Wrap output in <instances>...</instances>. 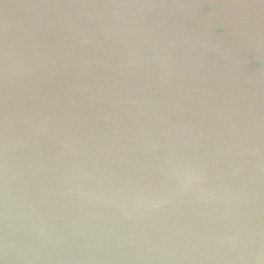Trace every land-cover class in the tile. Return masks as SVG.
Instances as JSON below:
<instances>
[{"label":"water","instance_id":"water-1","mask_svg":"<svg viewBox=\"0 0 264 264\" xmlns=\"http://www.w3.org/2000/svg\"><path fill=\"white\" fill-rule=\"evenodd\" d=\"M262 60L264 0H0V264H264Z\"/></svg>","mask_w":264,"mask_h":264},{"label":"snow or ice","instance_id":"snow-or-ice-1","mask_svg":"<svg viewBox=\"0 0 264 264\" xmlns=\"http://www.w3.org/2000/svg\"><path fill=\"white\" fill-rule=\"evenodd\" d=\"M207 11H208L209 13H211V12H212V8H211V7L207 8ZM262 62H264V60H262Z\"/></svg>","mask_w":264,"mask_h":264}]
</instances>
